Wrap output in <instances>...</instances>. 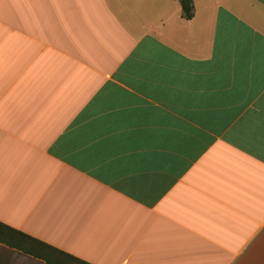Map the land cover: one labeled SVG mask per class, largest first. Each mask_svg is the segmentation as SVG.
<instances>
[{"label": "crops", "instance_id": "crops-1", "mask_svg": "<svg viewBox=\"0 0 264 264\" xmlns=\"http://www.w3.org/2000/svg\"><path fill=\"white\" fill-rule=\"evenodd\" d=\"M191 7L0 0V264H264V0Z\"/></svg>", "mask_w": 264, "mask_h": 264}, {"label": "trees", "instance_id": "trees-1", "mask_svg": "<svg viewBox=\"0 0 264 264\" xmlns=\"http://www.w3.org/2000/svg\"><path fill=\"white\" fill-rule=\"evenodd\" d=\"M179 3H180V6H181V10H182L183 17L186 18V19H189L192 16L191 0H179ZM4 232L15 233V234H17V235H19V236H21L23 238L22 240L21 239L18 240L16 243L24 242V238H25V239H29V240L37 243L39 246H44L42 243H39L37 241H34V240L30 239L29 237H26V236H24V235H22V234H20V233H18L16 231H13L12 229H10L8 227L0 224V235L2 233H4ZM9 238H11V237H9ZM9 238H8V240H9ZM8 244H10V243H8ZM72 260L74 262H76V263H79V264H86V263H83L81 261H78L75 258H73Z\"/></svg>", "mask_w": 264, "mask_h": 264}]
</instances>
